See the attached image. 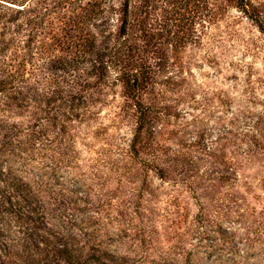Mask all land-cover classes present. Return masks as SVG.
Wrapping results in <instances>:
<instances>
[{
    "label": "rangeland",
    "instance_id": "1",
    "mask_svg": "<svg viewBox=\"0 0 264 264\" xmlns=\"http://www.w3.org/2000/svg\"><path fill=\"white\" fill-rule=\"evenodd\" d=\"M125 1L129 41L143 45L142 29L184 35L175 52L164 43L166 67L143 95L156 118L137 159L127 155L136 112L113 69L83 88ZM249 1L264 20V0ZM0 15V173L39 187L35 223L67 227L0 264H32L25 249L65 264L61 240L85 245L81 264H264V33L234 0H0ZM93 36L91 52L66 49Z\"/></svg>",
    "mask_w": 264,
    "mask_h": 264
},
{
    "label": "trees",
    "instance_id": "2",
    "mask_svg": "<svg viewBox=\"0 0 264 264\" xmlns=\"http://www.w3.org/2000/svg\"><path fill=\"white\" fill-rule=\"evenodd\" d=\"M147 1L150 2L151 0ZM234 3L235 6L242 11L246 17L252 20L260 31L264 33V20L260 16L259 12H257V8L253 7L249 0H234ZM129 13L128 4L127 1H125L121 8V15L119 18L120 24L115 32L112 48H110V52L105 55L106 60L99 59V55L95 58V62L92 63L90 71H92V73L94 72L93 75L96 76V79L93 85H89L88 82L84 83L83 88H91L100 84H106L108 69H113L115 82H118L121 85L124 95L129 99L130 105L133 106L136 112L135 126L133 129L132 139L129 144V149L127 150V155H129L132 159H137L141 153L147 152L146 150H148L149 144L151 146L150 127L152 126V119L156 118V112L152 113L153 108L143 103V95L147 91L148 87H151L155 82L153 78L155 69H163L166 67L167 56L166 51H164V43L174 44L172 45V51L175 52L178 48L176 45L178 42H180L178 44L183 45L182 39L184 35L180 36L178 41L174 40L173 42V39H170L169 37V40L166 39L163 32L152 33L151 30L142 29L139 38L143 45L139 46L137 43L129 41L127 37L130 35V30L133 27L131 21L132 18ZM6 16L7 15H0V19L6 18ZM204 22L208 21L205 19ZM139 25L141 28H146L151 24H149L146 19H140ZM95 38L96 37L93 36L91 40L87 39V42L82 38H78V41H69L66 49L71 51L72 47H77V49L84 48V51L91 52L96 43ZM110 39H112V35L107 36L104 41L107 42V40ZM128 41L132 45H126ZM117 42H119L118 44L120 47H115ZM24 46L26 47L27 44H24ZM29 51L32 50L29 49ZM75 61L78 62V59ZM26 64L27 63L19 64V69L21 70L23 67H26ZM32 67L36 69L37 66L32 64ZM59 69L66 70V66L62 65ZM12 77L15 78L14 75H12ZM7 80L8 79L6 78L0 83V92L3 90L2 84L9 82ZM76 99L77 101H80L79 98L76 97ZM30 135L31 139L29 140L38 139L36 134ZM11 144L12 143H6L3 145L5 150H10ZM24 152L27 151L24 150ZM29 157H31V155ZM153 167L157 169L158 176L162 178L164 171L155 165H153ZM38 191L39 187H33L29 181H23L22 177H19L14 170H8L6 173L1 171L0 262L2 258L1 254L6 255L9 251L13 252V250H17L16 247L19 245L29 249V247H26L24 243H31L35 247L39 248L41 243H46L47 245L51 244V237L58 238V235H60V237L67 238V234H65V232L67 233V227H64L63 230H61L60 227L54 224L58 229L51 230L46 227V224L40 225L39 223H35L34 219L31 217L30 213H36L41 207V205L33 207L34 203H41L42 200ZM41 209H45L44 206H42ZM46 213L51 215V212L49 211H46ZM41 217L45 218V215H41ZM71 217L74 220H82L77 219V217H74L73 214ZM44 228L47 229L45 230ZM13 240L15 243L12 242ZM60 242H62V240L57 242L59 247H57V249L54 248L60 256V259H58L57 262L60 263L63 261L65 264H81L77 261V255L80 253L82 254L85 245H79V242H76L79 247H74L75 242L74 244L72 242H69V244ZM24 251L29 254L27 257H31L30 261L33 262L32 264H37L38 260L34 258L33 253L26 249ZM75 253L77 255H75ZM82 262L89 263L93 261L87 258ZM187 264L201 263L192 262Z\"/></svg>",
    "mask_w": 264,
    "mask_h": 264
}]
</instances>
